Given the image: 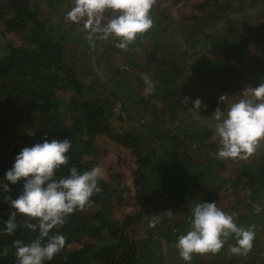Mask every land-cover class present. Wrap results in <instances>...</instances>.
<instances>
[{"label": "trees", "instance_id": "16d2710c", "mask_svg": "<svg viewBox=\"0 0 264 264\" xmlns=\"http://www.w3.org/2000/svg\"><path fill=\"white\" fill-rule=\"evenodd\" d=\"M73 4L0 0V30L20 40L19 45L9 41L7 52L0 53V177L22 147L45 135L72 144L68 165L57 170V178L69 167L92 168L101 146L113 142L136 158L138 210L121 223L111 220L114 191L100 178L101 191L91 205L53 230L64 235L65 245L45 264H163L160 235L178 252L176 240L190 229L191 209L202 201H216L239 226H254L256 235L247 255L230 253L236 242L230 236L219 252L194 254L190 264H264V150L246 159H217L219 138L211 125L217 107L227 111L217 94L235 95L236 102L245 88L264 82V0H155L153 27L126 51L111 39L91 47L83 21L66 18ZM246 8L259 9L255 24L240 16ZM180 42L193 53L191 69L181 67ZM145 74L154 82L151 94ZM186 96L207 106L199 116L209 125L193 120L196 115L187 111L191 100L183 103ZM132 116L138 128H113V122ZM21 185H11L9 193L0 189V229L10 210L7 197L15 198ZM152 215L159 217L155 227H149ZM24 219L17 217L13 234L0 231V264H16L13 241L36 237L23 227ZM141 222L145 237L138 239L131 227Z\"/></svg>", "mask_w": 264, "mask_h": 264}, {"label": "clouds", "instance_id": "9594fccd", "mask_svg": "<svg viewBox=\"0 0 264 264\" xmlns=\"http://www.w3.org/2000/svg\"><path fill=\"white\" fill-rule=\"evenodd\" d=\"M155 0H74L66 18L73 23L83 21L86 39L91 47L97 40L113 41L114 47L128 50L137 36L153 27L151 9ZM111 13L105 17V12ZM146 92L151 94L153 81L145 74ZM223 96L220 97V99ZM187 110L199 115L207 106L197 97ZM214 134L218 139L217 159H246L264 141V82L243 90L242 97L225 112L220 107L213 111ZM72 144L68 138L51 139L45 135L41 142L24 146L16 153L11 167L0 177V189L11 191V185L22 181L15 198L8 196L9 212L0 231L13 234L18 228L17 217H25L23 227L36 232L30 242L13 241L16 264H45L51 261L65 245L59 229L67 217L90 206L91 197L101 191V169L97 166L84 171L69 167L68 174L57 178L61 166L68 165ZM256 211L260 208L257 206ZM170 212V211H169ZM35 221V222H33ZM157 215L150 216L149 227L158 223ZM254 226H239L232 214L217 206L216 201H202L191 209L190 229L175 243L179 257L190 264L194 254H215L232 236L235 244L231 254L247 255L255 239Z\"/></svg>", "mask_w": 264, "mask_h": 264}, {"label": "rangeland", "instance_id": "374dc122", "mask_svg": "<svg viewBox=\"0 0 264 264\" xmlns=\"http://www.w3.org/2000/svg\"><path fill=\"white\" fill-rule=\"evenodd\" d=\"M191 1L194 2L198 0H191ZM258 12H259L258 8H246L245 10L241 11L240 16L243 15L242 19H246L249 22H252V24H255L256 16ZM9 41H13L15 45L20 44V40L18 37H14L11 34L3 35V33L0 30V53L1 54H4L5 52H7V44ZM102 42L107 43L108 40H103ZM102 42L99 44V46L102 44ZM178 46L183 49V52L186 49H188L182 44V42H180ZM249 49H251L252 51L253 49L252 44H250ZM187 51L188 50H186V52ZM183 52L180 53V61H182L183 63L181 64V67L183 68V66L188 65L189 68L191 69L194 56L192 55L191 57L190 54H193V53H190L188 51L187 53L183 55ZM94 62H95V59H90L88 61V65H90L89 68L90 67H92L93 69L95 68L93 65ZM187 70H188V67H187ZM96 72H97V75H99V77L102 80H105L109 85L113 84L111 80V76L108 75L106 71L103 70L99 72V70L97 69ZM182 78H185V76ZM86 81L88 82V78L86 79ZM114 92L118 96V99H120L121 93H119V90L118 92L117 91H114ZM221 96H223L222 100L225 103L226 110H228L229 106L235 102L236 96L228 94V93H222V94H217L216 98L218 99ZM115 108L119 109V107L117 108V106ZM185 116L186 114L182 113L180 114L179 117L183 119L185 118ZM195 119L196 120L200 119L202 125H209L208 118L206 117L196 115V117L193 118V120ZM211 119L213 121L211 125L214 128L216 122L213 117ZM137 124L138 122L137 120H135V116H132L130 119L124 120L123 122L119 124L113 122L112 126L113 128H116L118 131H123V130L131 129V127L138 128ZM263 150H264V141H261L257 150L253 154H255L256 156H259ZM94 162H95V166L101 169V173H102L101 178L105 180L106 182H108L114 191V194H113L114 211L112 213L111 220L116 219L119 221V223H121V221L123 220L125 216L135 215L138 208L136 206V202L134 199L135 191H134L133 178H134V171L136 169V158L133 156V154L129 150H126L113 142H109L101 146V151L98 157L95 158ZM238 190L243 192L241 188H239ZM246 194H249V193L247 192ZM247 202L250 203L251 201L249 200ZM140 226L141 227L144 226V222H141L138 225L133 224L131 227L132 231L130 233V234L135 233L138 239L139 238L142 239L143 237H145V231L143 232L140 229ZM160 236H161V241L159 242L161 245H159V251L163 252V257H164L163 264H184L183 263L184 261L179 257L178 252H175L170 246H167L165 237L163 235H160Z\"/></svg>", "mask_w": 264, "mask_h": 264}]
</instances>
